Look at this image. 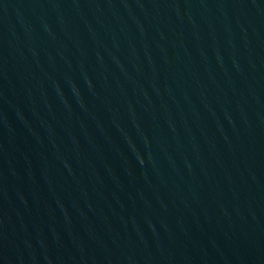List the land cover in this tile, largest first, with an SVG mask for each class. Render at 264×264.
Instances as JSON below:
<instances>
[{
	"label": "water",
	"instance_id": "obj_1",
	"mask_svg": "<svg viewBox=\"0 0 264 264\" xmlns=\"http://www.w3.org/2000/svg\"><path fill=\"white\" fill-rule=\"evenodd\" d=\"M0 264H264V0H0Z\"/></svg>",
	"mask_w": 264,
	"mask_h": 264
}]
</instances>
